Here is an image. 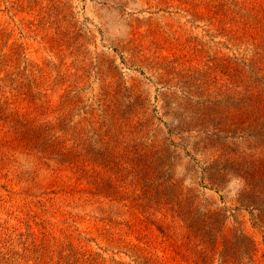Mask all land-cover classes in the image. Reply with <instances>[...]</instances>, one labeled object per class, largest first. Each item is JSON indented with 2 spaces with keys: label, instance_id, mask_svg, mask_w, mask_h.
<instances>
[{
  "label": "rangeland",
  "instance_id": "obj_1",
  "mask_svg": "<svg viewBox=\"0 0 264 264\" xmlns=\"http://www.w3.org/2000/svg\"><path fill=\"white\" fill-rule=\"evenodd\" d=\"M0 264H264V0H0Z\"/></svg>",
  "mask_w": 264,
  "mask_h": 264
}]
</instances>
